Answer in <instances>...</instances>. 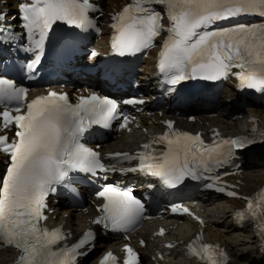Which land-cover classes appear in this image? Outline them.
Segmentation results:
<instances>
[{
  "label": "snow or ice",
  "instance_id": "6c2138e0",
  "mask_svg": "<svg viewBox=\"0 0 264 264\" xmlns=\"http://www.w3.org/2000/svg\"><path fill=\"white\" fill-rule=\"evenodd\" d=\"M14 2L13 11L12 0H0V48L11 50L17 41L22 44L27 39V46L17 47V51L31 55L26 65L30 73L38 71L48 54L46 49L69 42L74 49L77 37L98 32L93 14H104L94 0ZM248 15L264 18V0H130L111 15L110 50L117 57H135L146 54L160 40L158 70L168 92L176 91L181 82H219L234 75L239 91L252 90L264 96V24L237 21L228 27L218 26L222 21ZM58 31L60 36L53 40ZM95 56L94 51L89 53L90 59ZM234 68L240 71L233 72ZM0 105V152L8 159L6 174L0 178V244L18 250L15 264H79V258H86L89 249L95 247L92 230L69 247L61 229L49 230L40 223L47 219L44 210L50 195L63 190L73 198L79 196L76 185L80 174L89 183L103 181L94 188L99 203L92 223L104 232L128 233L145 218L146 203L132 187L110 182L109 173L119 170L122 175L127 172L151 177L148 183L153 194L161 189L179 190L187 180L213 189L220 180L216 169L239 167L235 163L237 150L252 151L257 146L254 137L205 145L198 134L170 131L152 144L142 145L137 154L115 153L109 158L112 162L106 163L99 151L81 140L91 134L94 124L111 128L116 121L121 129L127 127L129 118L116 100L92 94L80 97L73 105L66 93L52 91L28 102L27 88L0 77ZM166 124L172 129V121ZM259 136V146L264 147V132ZM157 143L166 145L165 150L158 151L154 147ZM133 161L138 163L123 166ZM216 190L225 191L222 187ZM227 195L237 193L229 191ZM260 205H264V196L255 207ZM180 208L173 205L172 211ZM256 218L252 200L247 204V214L237 213L240 223ZM257 231L262 240L260 251L264 252V221L257 225ZM140 243L143 246L145 242ZM190 251L206 264H227V254L218 246L190 245ZM125 252L124 264H141L139 253L132 247L125 245ZM115 261L108 252L100 264Z\"/></svg>",
  "mask_w": 264,
  "mask_h": 264
},
{
  "label": "bare ground",
  "instance_id": "6f19581e",
  "mask_svg": "<svg viewBox=\"0 0 264 264\" xmlns=\"http://www.w3.org/2000/svg\"><path fill=\"white\" fill-rule=\"evenodd\" d=\"M101 5L108 11L118 9L127 0H99ZM104 38L101 37L96 43V46H103ZM153 76V67L149 64H143L136 75L140 83V90L143 92L144 85H148L149 91L143 95L156 96L157 93L151 91ZM88 81L91 78H85ZM54 88H59L56 84ZM37 91H43L39 87ZM236 97L234 87L230 83L223 86L222 92L217 101V108L220 112L219 117L214 121V124L219 127L223 133H235L244 131L250 125V121H257L258 125L264 128V99L257 105L243 108L240 115L232 118L228 116L230 110V99ZM162 107V115L158 114L157 110H151L150 113L143 111L139 113L138 119L141 125L140 128L132 130L131 133L120 132L114 138L101 145V150H118L135 149L136 144L143 140L147 133L161 132L163 126L160 120L165 117H171L175 120L176 125L185 127L189 126L184 122L181 115H174L168 109V102ZM206 113L204 108L198 109ZM210 111L208 113H212ZM147 130V133L144 132ZM258 162H251L245 169L235 176L232 180L233 184L238 186L243 194H249L255 191L264 183V150L261 154L254 155ZM88 191V190H85ZM91 197L87 196L85 204L82 207L70 206L60 208L56 203L50 201V206L54 210L49 216V222L53 225H63L64 229H68L71 233L81 231L88 218L92 217L95 212L90 203ZM243 205L242 200H224L220 198H208L191 202V208L203 218L204 227L200 224L183 218L179 220L164 213L157 218L145 223L132 237L142 236L146 240V246L140 248L143 255L144 264H194L193 260L188 259L183 254L182 245L200 229L202 230L204 240L218 244L228 252L231 260L227 264H264V252L260 251L261 241L256 236L250 226L237 228L234 224V210ZM161 225L167 229V234L164 237H153L152 232L157 230ZM96 248L85 258L82 264H94L96 259L100 257L106 250H118L122 244L120 240H112L110 238H100ZM177 243L173 249L164 248L166 242ZM136 245V240H134ZM163 254V258H159L158 254ZM16 254L11 248L2 247L0 245V264H7Z\"/></svg>",
  "mask_w": 264,
  "mask_h": 264
}]
</instances>
